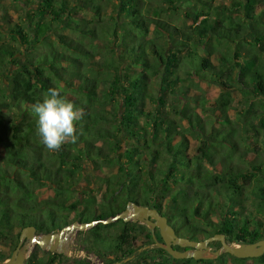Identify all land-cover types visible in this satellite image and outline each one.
I'll use <instances>...</instances> for the list:
<instances>
[{
  "label": "trees",
  "instance_id": "1",
  "mask_svg": "<svg viewBox=\"0 0 264 264\" xmlns=\"http://www.w3.org/2000/svg\"><path fill=\"white\" fill-rule=\"evenodd\" d=\"M75 2L37 0L40 19L32 29H10L13 42L0 37V262L25 227L51 234L74 222L107 220L129 202L158 209L191 240H264V227L242 218L238 202L252 180L264 202V163L247 173L240 163L247 153L237 145L244 132L261 133L258 122L264 130V0ZM114 6L119 14L107 23ZM160 11L191 21L189 31ZM47 13L62 23L60 31L43 21ZM108 48L115 57L98 59ZM204 81L219 92L202 90ZM49 88L82 109L76 142L57 151L40 142L32 111ZM239 105L244 113L235 119ZM87 165L99 171L101 195L82 203L77 186ZM89 232L104 264L130 261L148 246L159 257L154 264L215 263L175 260L142 223H99ZM40 252L27 264H61L64 257ZM254 261L264 264V256Z\"/></svg>",
  "mask_w": 264,
  "mask_h": 264
},
{
  "label": "rangeland",
  "instance_id": "2",
  "mask_svg": "<svg viewBox=\"0 0 264 264\" xmlns=\"http://www.w3.org/2000/svg\"><path fill=\"white\" fill-rule=\"evenodd\" d=\"M25 1L26 0H0V37L2 38L3 41H12L10 29L16 28V25H21L26 31H29L32 29L31 27H33L34 24L37 21H39L40 15L37 12V8L39 7L37 0L36 1L33 0L34 3H26ZM229 1L230 0H217V2L221 4L223 3L225 4L226 2ZM77 3L78 2L76 0L75 4ZM71 5H73V2ZM113 9H115V6L110 7L106 11L107 14L104 18V21H106L107 23L111 21L110 15L116 17L119 14L117 10L118 8L116 9V11H114ZM160 13L164 14L163 17L166 20L171 22H176L177 26L179 25L180 28L184 29L185 31H189V25H191V21H184V20L178 21L177 16L171 14L169 11L166 12L160 11ZM82 14L87 19L92 18V16L85 10H82ZM52 17L53 16L47 13L43 18V21L49 20ZM51 21L55 25L54 31H60L62 27V23L54 22V20L52 19ZM113 49L114 48H112L111 50L110 48L106 49L108 51L102 49V51L98 55V59L101 60L112 59V57H115L116 55L115 53L113 54ZM170 49L173 50L174 52H177V50H175L176 48L174 47V45H170ZM199 86L202 90L204 89V91L209 93L217 94L219 92V89H217L213 84L209 82H205V81L200 82ZM167 99H168L167 110L171 112L173 107L172 106L173 99L169 97ZM242 113H244V107L239 105L238 111H235L231 114L236 119V117L241 115ZM199 114L202 115L203 119H206V115L204 114V112L199 110ZM173 116L175 117L174 114ZM257 128L258 130L261 131L259 135L257 133L251 135V132L247 131L243 133L244 136L247 137V138L244 137L246 139L245 142L242 139L240 140L237 138L238 139L237 145L240 147L238 150L247 153V155L245 156L246 158L240 162L241 167L243 168V170H248L246 172L249 174L253 172L252 166L254 164H259L261 161H263L264 163V130L262 128V125L259 124V122ZM188 137L191 140V145H195L196 144L195 139L190 135ZM243 142H244V146H243ZM129 143H130L129 141L126 142V144ZM126 144H124L123 147H125ZM84 170L85 171L82 181L77 186V189L79 190L80 193L81 201H83L82 203H84L86 200L93 198H96L97 200L100 199L101 185L98 180L99 171H96L95 167H93L92 165L85 166ZM113 171L115 173V170ZM110 172L111 170L109 169L106 170V173H110ZM255 185H256L255 181L252 180L251 185L246 187L247 188L246 195H244V197L242 196L241 198L238 197L239 209L242 218L251 219L252 222H255L256 220V223L264 227V202H262L263 197H257V195L254 194ZM51 193L52 192H50V194ZM89 229L91 228H88L85 231L75 232L68 238V240L65 242V245L63 247L66 250V252L65 253L60 252L61 254L64 255L63 259H61L62 260L61 264H104L102 259L99 256H97L91 249L92 237L89 232ZM37 235L41 236L40 234H38V232ZM159 241L162 243L160 239ZM24 245L27 247L24 254L28 259L32 255V253L33 254L35 253L38 257H40L43 256V252L40 251L41 250L46 251L41 249L40 247L36 248L35 245L30 244L28 240L25 241ZM154 247L155 246H148L145 249L142 248L140 249L139 253H136L135 256L131 258L130 261L124 259L119 264H148V262L146 261H151L152 264H154L155 260H159V257L156 256L155 251L151 250ZM220 249L221 247L219 246V242H214L211 245V249L209 250L210 252H208L206 255L208 257H211L213 256L212 253H215ZM162 258L165 259V256H163ZM28 259L26 260V264ZM205 260H210V259L207 258ZM211 260H215L214 264H243V263L235 262L228 253L226 254L223 252L218 258L213 257L211 258ZM169 264H177V263L170 261ZM199 264H206V263H199ZM245 264H262V263L254 260H250L245 262Z\"/></svg>",
  "mask_w": 264,
  "mask_h": 264
},
{
  "label": "water",
  "instance_id": "3",
  "mask_svg": "<svg viewBox=\"0 0 264 264\" xmlns=\"http://www.w3.org/2000/svg\"><path fill=\"white\" fill-rule=\"evenodd\" d=\"M123 220L124 222L142 223L152 229L154 241L158 248L165 250L175 260L194 259L196 261L218 258L222 252L228 253L230 256L237 259H253L264 256V240L251 244H229L226 241V236L216 234L204 240H191L187 237L179 236L177 229L170 223L167 216L163 215L156 208L140 206L136 203L129 202L126 210L107 220L92 221L88 223L74 222L71 225L64 227L61 231H55L51 234L38 236L37 229L34 226L25 227L20 235V242L12 256L5 262L0 264H25L26 258L24 252L27 247L25 241H29L32 245H38L41 249L52 253H65L63 248L68 238L75 232L85 231L99 223L105 225ZM159 230L162 243L155 234V230ZM221 243V249L212 253L213 256L208 257L206 254L210 252V245L214 242ZM185 249L179 251L175 247ZM193 250V251H191Z\"/></svg>",
  "mask_w": 264,
  "mask_h": 264
},
{
  "label": "clouds",
  "instance_id": "4",
  "mask_svg": "<svg viewBox=\"0 0 264 264\" xmlns=\"http://www.w3.org/2000/svg\"><path fill=\"white\" fill-rule=\"evenodd\" d=\"M36 116V133L49 151H57L63 144L76 142V123L81 119L82 109L49 88L42 101L33 105Z\"/></svg>",
  "mask_w": 264,
  "mask_h": 264
},
{
  "label": "flooded vegetation",
  "instance_id": "5",
  "mask_svg": "<svg viewBox=\"0 0 264 264\" xmlns=\"http://www.w3.org/2000/svg\"><path fill=\"white\" fill-rule=\"evenodd\" d=\"M158 229H156L155 230V234H156V231H157ZM151 231H152V229H151ZM152 233H153V231H152ZM178 233V232H177ZM158 234H159V230H158ZM153 235H154V233H153ZM179 235V234H178ZM156 236H157V234H156ZM180 236V235H179ZM158 237V236H157ZM159 237H160V234H159ZM183 237V236H182ZM159 239V238H158ZM160 240H161V238H160ZM162 241V240H161ZM19 242H20V240H19ZM19 242H18V244H19ZM218 242V241H217ZM25 243V242H24ZM228 243V242H227ZM18 244H17V246H18ZM213 244V243H212ZM211 244V245H212ZM219 244L221 245V243L219 242ZM211 245H210V247H211ZM16 247V246H15ZM178 247V246H177ZM220 247H222V246H220ZM176 248V247H175ZM17 249V247L15 248V250ZM14 250V251H15ZM13 251V252H14ZM184 251H185V249H184ZM13 252H12V254H13ZM12 256V255H11ZM256 259V258H255ZM245 260H247V261H250V260H254V259H245ZM196 261V260H195ZM199 261H201V260H199ZM0 263H3V262H0ZM26 264V263H25Z\"/></svg>",
  "mask_w": 264,
  "mask_h": 264
}]
</instances>
